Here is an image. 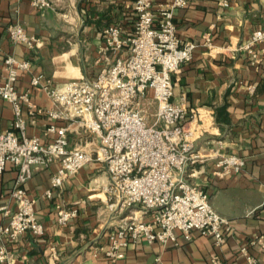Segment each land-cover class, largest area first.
<instances>
[{
    "label": "crops",
    "instance_id": "obj_1",
    "mask_svg": "<svg viewBox=\"0 0 264 264\" xmlns=\"http://www.w3.org/2000/svg\"><path fill=\"white\" fill-rule=\"evenodd\" d=\"M169 1L156 0L155 7ZM52 2V8L38 9L30 0H0V83L5 79L7 56L30 59L31 69L21 71L17 80L19 90L30 89L36 110L32 115L30 107L22 105L27 135L50 142L58 135L57 130H48L55 123L57 129L67 127L70 147L90 148L98 137L85 131L81 122L51 119L48 110L52 100L43 86H31V77L41 74L54 83L94 78L118 56H126L128 45L122 51L106 48L104 31L118 24L124 37L133 34L134 0ZM16 22L42 44L29 48L13 42L8 27ZM175 22L182 40L198 44L194 58L173 76L175 98L184 97L189 108L213 119L209 133L196 142L204 157L189 167V180L204 188L216 211L232 221L233 233L217 245L211 236L198 231L187 239L176 230L177 241L162 244L139 239L122 249L123 257L108 258L104 252L94 255L97 245L108 244L109 221L113 218L105 190L108 172L101 162L93 161L66 179L52 196H46L58 167L54 162L36 169L24 184L36 201L44 233L27 231L16 240L1 241L16 264H151L157 259L159 264H248L240 247L261 235L264 238V43L258 45L262 59L258 63H252L239 46L264 26V0H189L186 6L175 9ZM15 117L12 103L0 96V133L13 128ZM231 152L246 160L243 170L215 175L217 155ZM18 171L8 163L0 173V224L16 209L11 193ZM58 203L78 206L79 214L61 225ZM249 252L264 264V245H251Z\"/></svg>",
    "mask_w": 264,
    "mask_h": 264
},
{
    "label": "built area",
    "instance_id": "obj_2",
    "mask_svg": "<svg viewBox=\"0 0 264 264\" xmlns=\"http://www.w3.org/2000/svg\"><path fill=\"white\" fill-rule=\"evenodd\" d=\"M30 1L38 9L53 7L52 0ZM155 1L134 0L133 34L124 37L118 24L105 29L106 48L122 51L128 45V53L103 67L94 78L54 83L44 80L41 74L31 77V86H43L52 100L48 110L51 119L81 122L85 131L98 137L90 148L70 147L67 127L57 129L55 123L48 130H57L58 135L50 142L27 135L22 105L27 104L32 115L36 110L30 89L19 90L17 80L21 71L31 69L32 62L13 55L5 58L0 96L12 103L16 117L13 128L0 133V173L8 163L19 171L11 193L16 209L7 222L0 224V264H16L2 240H16L27 231L35 235L44 233L36 201L24 184L36 169L54 162L58 167L46 196H52L66 179L93 161L101 162L108 172L105 190L113 218L109 221L108 244L97 245L94 255L104 252L108 258L123 257L122 249L139 239L162 244L177 241L176 230L187 239L198 231L211 236L217 245L233 233L232 221L216 211L204 188L189 180V167L204 157L196 149V142L213 126L212 116L206 120L198 109L186 105L184 97L175 98L173 76L194 58L198 46L195 41L181 39L175 22V9L186 6L189 0L161 2L156 7ZM8 33L13 42L29 48L42 44L20 22L10 24ZM260 43H264V26L239 48L252 63H258L262 60ZM151 105L155 109L148 113ZM217 156L214 174L221 177L242 171L246 163L242 156L232 152ZM56 210L61 225L79 214L76 205L58 203ZM255 244L264 245L262 235L240 247L248 264H260L249 252ZM51 249L55 252V246ZM151 264H159V259Z\"/></svg>",
    "mask_w": 264,
    "mask_h": 264
},
{
    "label": "rangeland",
    "instance_id": "obj_3",
    "mask_svg": "<svg viewBox=\"0 0 264 264\" xmlns=\"http://www.w3.org/2000/svg\"><path fill=\"white\" fill-rule=\"evenodd\" d=\"M154 109H155V105H151L150 108L148 107V113H151L152 111H154ZM203 117H205V115H203ZM206 133H209V132H205V134ZM205 134L203 136H205Z\"/></svg>",
    "mask_w": 264,
    "mask_h": 264
},
{
    "label": "bare ground",
    "instance_id": "obj_4",
    "mask_svg": "<svg viewBox=\"0 0 264 264\" xmlns=\"http://www.w3.org/2000/svg\"><path fill=\"white\" fill-rule=\"evenodd\" d=\"M206 120H208V118L207 117H204Z\"/></svg>",
    "mask_w": 264,
    "mask_h": 264
},
{
    "label": "trees",
    "instance_id": "obj_5",
    "mask_svg": "<svg viewBox=\"0 0 264 264\" xmlns=\"http://www.w3.org/2000/svg\"><path fill=\"white\" fill-rule=\"evenodd\" d=\"M217 120H218V122H219V118L217 117Z\"/></svg>",
    "mask_w": 264,
    "mask_h": 264
}]
</instances>
